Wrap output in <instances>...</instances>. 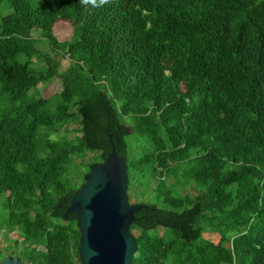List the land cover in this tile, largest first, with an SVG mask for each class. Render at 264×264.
Returning <instances> with one entry per match:
<instances>
[{"label": "trees", "instance_id": "16d2710c", "mask_svg": "<svg viewBox=\"0 0 264 264\" xmlns=\"http://www.w3.org/2000/svg\"><path fill=\"white\" fill-rule=\"evenodd\" d=\"M0 93V211L27 219V264H80L77 226L51 212L109 135L147 206L132 264H264V0H0Z\"/></svg>", "mask_w": 264, "mask_h": 264}, {"label": "water", "instance_id": "95a60500", "mask_svg": "<svg viewBox=\"0 0 264 264\" xmlns=\"http://www.w3.org/2000/svg\"><path fill=\"white\" fill-rule=\"evenodd\" d=\"M111 138L110 153L103 162L90 166L66 209V215L77 219L80 264H132L137 252L130 226L134 215L147 206L129 201L126 160L116 153ZM0 264L24 263L5 258Z\"/></svg>", "mask_w": 264, "mask_h": 264}, {"label": "flooded vegetation", "instance_id": "af4514ba", "mask_svg": "<svg viewBox=\"0 0 264 264\" xmlns=\"http://www.w3.org/2000/svg\"><path fill=\"white\" fill-rule=\"evenodd\" d=\"M74 194V193H73ZM73 195L67 193L64 195V199L67 204L58 203L56 210H53L51 213L57 216L60 223L67 225L71 224L73 227L77 226V219L74 214H67L66 209L70 205ZM69 202V203H68ZM0 239L2 240V245L6 246V252L0 251L2 254H5L4 258H17L18 261L27 264L24 260L25 251L28 249H37L39 248V244L35 241H29L26 239V236L22 232V228L17 225L19 220H27V219H16L13 216H7L2 211H0ZM60 217V218H59ZM32 222L37 220L44 219H30ZM40 233H44L40 230ZM1 245V246H2ZM2 259V260H3ZM1 260V261H2ZM0 261V263H1Z\"/></svg>", "mask_w": 264, "mask_h": 264}, {"label": "rangeland", "instance_id": "374dc122", "mask_svg": "<svg viewBox=\"0 0 264 264\" xmlns=\"http://www.w3.org/2000/svg\"><path fill=\"white\" fill-rule=\"evenodd\" d=\"M54 35L57 38L58 41H69L71 36H72V28L71 26L64 21H59L55 24L54 26ZM41 48L45 53L50 55L54 60L55 64L58 65V71L62 72L66 70L69 66V60L68 58L62 55H54L48 48H46L44 45H41ZM47 65L45 62H42L39 64V66L43 67ZM37 68V64L35 63L33 67L31 68L30 72L32 73L35 69ZM61 80L58 77H55L53 80H51L48 83H42L38 86V94L41 97H50L53 95L55 92H57L60 88ZM3 99L4 95L0 93V111H4V106L3 104ZM76 129H78V124L77 123H70L66 126H64L61 130L60 133H58L55 136H52V139L58 140L61 137H66L68 139H74L77 136ZM131 133V131H130ZM92 154L89 153L88 156L86 157V161H89L92 158ZM75 164H80L79 159L74 160ZM1 214V213H0ZM137 232H134V235H136ZM214 240H218V235H213L212 236ZM2 240L0 239V251L6 252V246L3 244L2 246Z\"/></svg>", "mask_w": 264, "mask_h": 264}]
</instances>
